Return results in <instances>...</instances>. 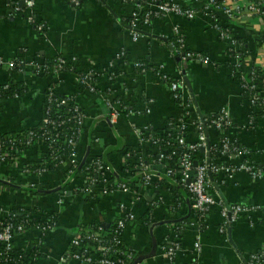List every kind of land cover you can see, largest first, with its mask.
<instances>
[{
	"label": "crops",
	"instance_id": "1",
	"mask_svg": "<svg viewBox=\"0 0 264 264\" xmlns=\"http://www.w3.org/2000/svg\"><path fill=\"white\" fill-rule=\"evenodd\" d=\"M24 1L0 0V58L45 66L42 61L49 65L52 59L62 57L72 69L32 77L26 72L0 68V85L29 82L24 96L0 102V134L36 127L47 90L53 88L57 95L74 96L83 113L75 146L76 161L83 165L100 156L107 160L102 162L111 171L106 182L94 187L85 183L82 174L69 175L68 160L52 172L38 175L23 172V165L35 161L42 146L25 152L16 163H0V182L10 185L0 190V216L12 207H31L59 216L57 225L47 233L39 248L36 264H80L65 257L71 241L83 226L114 224L120 216V205L135 217L123 229L120 243L124 252L133 257L130 264H241L252 255L264 252V116H252L240 79L245 71L236 66L227 43L220 37L218 26L222 28L227 21L204 15L205 0H176L196 12L193 20L153 15L146 24L139 21L140 36L133 40L126 21L135 6L127 0L103 3L83 0L78 9L67 0H31L33 5L28 10L24 8ZM257 1L264 6V0ZM14 6L23 12L13 14ZM28 16L44 25V31L38 32L29 24ZM229 24L234 35L244 43L245 66L264 65L258 18L242 12ZM175 28L182 37L183 50L200 54L208 64L197 59L181 60L173 44ZM135 63L144 64L146 71L141 72ZM88 73L93 74L94 92L80 83V77ZM177 81L184 87L179 104L169 92L170 83ZM107 101L116 105L118 116L110 117ZM191 107L194 112L198 108L205 117L217 114L222 108L229 112L231 127L223 132L207 130L206 136L210 147H218L227 138L234 149L224 156L216 154L211 162L225 168L247 163L263 173L259 179H253L245 171L231 175L221 172L211 177L214 195L224 205L256 206L262 210L240 216L225 233L219 231L222 224L219 208H211L207 215L200 217L191 208L190 198L184 191L176 196L170 193V188L179 187L177 176L155 186L154 180L148 189L142 186L141 180L139 190H131L127 184L132 177V166L130 163L124 168L129 156L125 151L139 147L135 156L145 161L149 145L144 136L149 127L159 131L168 120L178 119L174 124L179 130L178 122L187 110L191 115L184 122V138L187 143L195 141V114ZM157 154L158 164L151 165L150 170L160 175L168 169L164 170V159L159 161L162 153ZM200 157L201 152L196 159ZM123 168L125 172L121 171ZM119 183L126 184L131 192L118 189L102 192ZM37 236L35 231H26L15 237L14 244L23 248ZM197 236L201 243L199 260L193 253ZM172 243H177L178 250L170 263L163 257V248Z\"/></svg>",
	"mask_w": 264,
	"mask_h": 264
},
{
	"label": "built area",
	"instance_id": "2",
	"mask_svg": "<svg viewBox=\"0 0 264 264\" xmlns=\"http://www.w3.org/2000/svg\"><path fill=\"white\" fill-rule=\"evenodd\" d=\"M72 6H78L80 0H67ZM130 3H133L134 10L130 15V22L127 24L128 29L132 35L133 40H137L139 38V32L137 31L139 28V21L142 20L144 24L148 23L149 18L153 15L155 16H166V15H175L185 20H193L196 16V12L191 9L180 5L176 0H127ZM136 1V2H135ZM135 2V4H134ZM143 2H145V6H143ZM24 7L26 10L31 9L32 1L25 0ZM148 7L151 11H147L144 16L141 18V12ZM153 10V11H152ZM202 11L204 15L210 18H224L227 22L223 24L221 28L220 24L218 26L220 37L223 41L227 43V48L229 52L233 56V59L236 62V66L242 68L245 71V74L241 76V83L242 88L247 91L248 96L247 100L252 109V116L253 114H257L264 108V65L261 66L249 65L248 67L245 66V55L246 50L244 43L239 41V39L234 35L232 27H230V22L232 20H236L239 18L241 13L246 12L249 15L255 16L258 18L261 24V33L263 35V43L262 46L264 47V6L257 0H205V3L202 7ZM23 12L22 9L18 6H14L12 9L13 14H19ZM27 22L31 25H34L38 32H43L45 26L41 23H35L31 16H28L26 19ZM174 36L176 38L175 42L173 43L176 47V52L180 56L181 60H189V59H197L204 64H208V60L205 57H202L200 54H194L188 51L183 50V41L182 37L179 33L177 28L174 29ZM65 61L63 59L57 58L53 65L48 66H39L36 63H23L20 62H12V61H4L0 58V68H5L11 72H19L24 73L27 68H31L36 74L52 72V73H59L63 70L65 66ZM134 66L139 69L141 72L146 71V67L142 63H135ZM245 68V69H244ZM260 72V77L257 76L256 72ZM92 73L85 74L80 77V83L87 87L89 91L94 92V88L92 85ZM169 92L172 95V98L176 101H181L182 95L184 93V87L181 81L172 82L169 85ZM47 101L52 106L54 105L56 108L61 106H65L70 102L72 104L71 115L67 116L66 118H62L60 115L51 116L50 109L46 111L45 117L42 118V125L43 127L40 131L34 132L29 131L26 135L24 141L22 142L23 146L27 147L33 144L36 140L38 146H43L46 142L49 145H56L59 142V139H62L64 143L71 147V153L65 159L68 160L69 165V175H73L74 171L78 166V162L76 161L75 155V146L77 144V140L72 136L61 135L58 130L64 126L66 123L72 125V132L78 135L81 132V124L84 120L83 113L76 103V98L74 96H65V95H57L54 93L53 88H49L47 90ZM109 115L110 117H116L119 114V110H117L116 105L110 102H106ZM120 107V104H119ZM187 108L190 106L186 105ZM121 108V107H120ZM186 108V109H187ZM192 111L194 112L193 108L191 107ZM121 110V109H120ZM195 114V115H194ZM191 114L189 111L185 110L184 117H189ZM194 115V129L196 130V139L192 143H187L185 138L182 135V132L186 129V125L184 124L185 120L184 117L178 122L179 127V134L175 136L174 143L179 145L180 147L186 149V152L181 155V160L179 162V169L178 171L168 169L164 174L155 175L152 174L150 170V166L145 164L144 161H139L137 165V175L140 176V180L142 182V186L145 189L150 187L151 183L155 181H160L164 177L172 178L177 176L179 178L178 185L181 186L188 194L190 201H191V208L198 213L200 217L207 215L211 208L217 207L219 208L220 217L222 219V224L220 225L219 231L220 233H225L227 229L234 223L240 216L251 214V213H261V209L256 206H241V205H224L220 199L216 198L214 195V190L212 187L211 177L213 175L219 174L221 172H225L228 174H233L239 171H245L250 174L253 179H259L262 177L263 173L261 170L255 169L249 164H241L237 168H229V167H219L214 161H210L209 154L211 151L214 153L224 156L228 154L232 150V145L229 139L223 138L218 147H210L208 144V138L206 136L207 130H214L217 132H223L231 127V120L229 116V112L227 109L222 108L219 112L215 115L204 117V119H200L196 112L193 113ZM1 148V145H0ZM10 151L4 152L3 155L0 157V163L5 162V159L10 158L12 159V163H16L19 158L14 157L13 154L16 152L17 149H14V146L10 144ZM218 148V149H217ZM234 149V148H233ZM203 150V152H202ZM190 153H197L201 152L200 159H196L193 162L190 161ZM197 156V155H196ZM164 159V156L161 154L159 156V161ZM64 160L60 161V164L63 163ZM196 162V167H193V163ZM88 168L89 173L92 172L93 175L90 176L89 173L85 174L84 179L85 183L88 186H97L100 183L106 182V177L111 174V171L108 166H106L101 160H94L90 161ZM194 172L192 180L189 184H186V181L189 179V173ZM28 173V172H27ZM41 173H36L34 175H38ZM113 189H118L123 192H131L129 187L126 186L124 183H119L114 186H111L108 189H103V193H110ZM135 193L134 191H132ZM125 207L120 205L119 211L120 216L115 221V237L111 240V242L102 248L103 254L102 259L95 260L94 258L84 257L83 255L73 254L68 255L66 254L67 260H74L79 262L80 264H113L107 256L109 254L116 255V257L121 258L125 256L127 260L131 261L133 257L115 247L119 246L121 243V237L123 229L125 228L126 224L131 223L134 221L135 217L127 213L125 211ZM7 214V213H6ZM5 214V215H6ZM4 216V215H3ZM16 230L18 233L23 232L22 226H17L15 229L14 227L7 222L3 224V229L0 231V243L6 245L7 249H10L12 246V231ZM33 231L37 232L38 235H43V233H48L50 231V227H40L36 228ZM99 237L97 233L94 236L87 235L86 239H95ZM77 237H75L71 243L74 245L78 244ZM178 250L177 243H172L170 246L163 248V257L168 262L172 263L173 259ZM193 253L197 260H199L201 254V243L200 238L197 236L195 242L193 244ZM198 263V262H197ZM196 264V263H195ZM242 264V263H241ZM245 264H264V252L252 255L248 258Z\"/></svg>",
	"mask_w": 264,
	"mask_h": 264
},
{
	"label": "trees",
	"instance_id": "3",
	"mask_svg": "<svg viewBox=\"0 0 264 264\" xmlns=\"http://www.w3.org/2000/svg\"><path fill=\"white\" fill-rule=\"evenodd\" d=\"M100 2H105L106 0H99ZM164 1V0H162ZM83 0H80L78 6H72L74 8H79L82 4ZM136 2V1H135ZM134 2V4H135ZM133 5V3H131ZM145 2H143V6ZM148 11V8L143 10L140 14L144 15ZM151 11V10H149ZM130 22V18L127 19L126 25ZM60 59H63L62 57H57ZM55 58V59H57ZM55 59H52L49 63V65H53ZM65 60V59H63ZM42 65H46L47 61H42ZM44 63V64H43ZM46 63V64H45ZM65 66L63 67V70H71L72 67L69 65L68 62H65ZM60 71V72H62ZM11 72V71H10ZM26 74H30L32 77H43V75H46L48 73H40L36 74L33 70L25 71ZM59 72V73H60ZM257 76L260 77V72H256ZM29 89V82L23 81L19 83H8L5 85H0V102L5 99H11L15 97L24 96ZM243 92L245 93L246 97L248 96V93L246 90L243 89ZM47 96V94H46ZM179 104V101H175ZM51 111V116L60 115L62 118H66L67 116L71 115L72 110V104L68 102L67 105L61 106L59 108H56L54 105L52 106L47 101V97L45 98V101L42 105V114H41V120L39 124L34 127L27 130H21L18 132H10V133H1L0 134V157L3 155L4 152L10 151V144L14 146V149H17L16 152L13 154L14 157L20 158L25 152L36 149L38 146V143L36 140L31 144L30 146H23L22 142L24 141L26 135L29 131L39 132L40 129L43 127L42 125V118L45 117L46 111ZM254 116H264V108L261 109L259 113ZM212 116V115H211ZM189 117H184V120L186 121ZM178 119H170L167 121L166 125L163 127L162 130H154L152 128H148L147 135L144 136V140L148 142V149L146 151V158L144 163L149 166H154L158 164V154L157 152H161L164 156V160L162 161L165 163L164 170L166 169H172V170H180L179 169V162L181 160V155L186 152V149L180 147L176 143H174V137L173 135H178L179 130L177 129L176 124H174V121ZM174 124V125H173ZM72 125L69 123H66L64 126H62L58 132L61 135H67L72 136L76 140H78V135L74 134L71 130ZM174 131V133H173ZM183 137L186 136V131L182 132ZM42 150L37 152V159L35 161L27 162L23 165L22 168H24L25 173L27 174H36V173H42L44 171L52 172L54 171L58 165H60L61 160H65L69 154L71 153V147L67 146L62 139H59V142L55 145H49L48 142H46L42 146ZM137 148H129L125 151V153L129 156L126 157V165L131 163L132 171L131 178L128 179L127 184L130 186L131 190H139L140 186V176L137 175L134 177V173L137 172V165L139 163V159L135 156L137 153ZM156 150V151H154ZM115 151V150H114ZM112 152V151H110ZM108 152L107 154H109ZM156 152V153H155ZM173 153V154H172ZM187 153V152H186ZM197 153H190V161L193 162L196 160ZM214 156H216V153L211 151L209 154L210 161L213 160ZM95 159H99L101 161H105L102 157L97 156ZM107 161V160H106ZM105 161V163H106ZM161 162V163H162ZM1 164L10 165L12 164V159L7 158L5 159V162H1ZM88 161L85 162V164L80 165L78 164L76 170L74 171V175L77 176L78 174H82L83 177L85 174L89 173L88 168ZM160 165V164H159ZM162 167V166H161ZM122 169V172H125V169ZM125 170V171H124ZM90 176L93 175L92 172L89 173ZM112 177H116V174L112 173ZM168 178L164 177L160 181H154L153 185H160L167 181ZM126 183V182H125ZM10 185L7 183L0 182V190L7 189ZM97 188V187H95ZM109 188V187H108ZM170 193L173 196H176L177 194H181V190L184 191L183 193L188 196L187 192L180 186V187H172L169 189ZM22 208V209H21ZM21 208H15L12 207L9 209L6 215L0 216V231L3 229V224H6L9 222L14 229L17 226L23 227V232L18 233L16 230L12 231V247L10 249L6 248V245L3 243H0V264H36L39 258V248L46 237L47 233H43V235H38L35 239H33L31 242H29L26 246L23 248L16 247L14 244L15 237L23 234L26 231H33L36 228L40 227H50V231L55 228L57 225V222L59 220V216L57 213H47V212H40L36 208L31 207H21ZM115 225L111 224L108 227L103 226L101 223H92L89 226H83L79 230V233L77 234V241L78 244L74 245L73 243H70L69 249L67 251L68 255L78 254L83 255L84 257L94 258L95 260L102 259V248L107 246L111 240L115 237ZM99 234V237H96L95 239H86L85 237L87 235L94 236L96 234ZM116 249H119L120 251H123L122 245H119L115 247ZM261 253V252H260ZM133 254V253H132ZM107 258L113 263V264H130V261L127 260L125 256H122L121 258L116 257V255L109 254ZM246 262H242V264H245Z\"/></svg>",
	"mask_w": 264,
	"mask_h": 264
},
{
	"label": "water",
	"instance_id": "4",
	"mask_svg": "<svg viewBox=\"0 0 264 264\" xmlns=\"http://www.w3.org/2000/svg\"><path fill=\"white\" fill-rule=\"evenodd\" d=\"M19 6L23 7L24 5H23V3H19ZM183 80L185 81V85H186L188 91L191 93L192 98L194 99V95H193V93H192V89H191V87H190V85H189V83H188L186 77H184ZM194 100H195V99H194ZM194 100H193V101H194ZM194 103H195V101H194ZM195 106L197 107V104H196V103H195ZM196 113H197L198 117H199L201 120L204 119L205 116L201 114V112L198 110V108L196 109ZM202 152H203V150H202ZM81 165H82V163H81ZM196 165H197V163L194 162V163H193V167H196ZM193 175H194V172H190V173H189V176H190V177H189V179L186 181V184H189V183L191 182Z\"/></svg>",
	"mask_w": 264,
	"mask_h": 264
}]
</instances>
